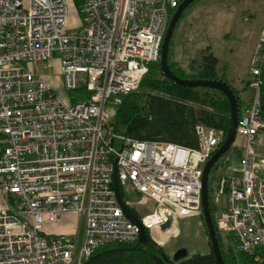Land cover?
<instances>
[{
	"label": "built area",
	"instance_id": "obj_1",
	"mask_svg": "<svg viewBox=\"0 0 264 264\" xmlns=\"http://www.w3.org/2000/svg\"><path fill=\"white\" fill-rule=\"evenodd\" d=\"M69 1L81 23L65 30ZM181 1L0 0V176L13 209H0V264H82L102 245L137 240L140 226L113 190V163L123 195L154 203L142 215L132 212L154 242L164 244L180 217L202 213L203 167L223 129L197 123L191 147L134 138L111 123L120 95L137 90L159 62L169 9ZM260 41L249 65L254 95L236 124L244 139L238 174L216 169L213 201L216 228L233 235L250 264H264V31ZM56 53L65 88L84 89L86 98L64 102L24 65ZM70 211L82 219L81 235H44L45 220Z\"/></svg>",
	"mask_w": 264,
	"mask_h": 264
},
{
	"label": "rangeland",
	"instance_id": "obj_2",
	"mask_svg": "<svg viewBox=\"0 0 264 264\" xmlns=\"http://www.w3.org/2000/svg\"><path fill=\"white\" fill-rule=\"evenodd\" d=\"M174 10L169 9L170 15ZM80 23L81 16L77 13L74 4L69 1L64 29H77ZM263 31L264 0H194L184 9L175 25L169 45L171 58L187 73H191L190 65L196 68L203 54L212 52L218 58V74L223 75L233 88H239L238 95L244 102L252 94L251 87L246 86L249 84L247 82L250 77L249 65L253 54L260 47ZM24 65L40 76L46 77L54 92L62 99L69 98L67 100L76 102L88 96V92L84 89L67 90L65 88L60 70V57L57 53L47 61ZM243 144L244 139L236 134L230 149L223 157L237 145L242 148ZM218 168L214 165L208 178V192L209 195L213 194V201L217 180L214 182L212 177ZM221 195L220 204L222 205L225 194ZM123 198L134 202L130 205L138 215L151 210L154 205L150 199L140 204V195L129 191L127 195H123ZM79 222V215L72 213L59 217L55 222L45 220L42 228L46 234H65L76 237ZM203 223L202 216L197 213L180 217L175 232L173 231L169 239L161 245H164L171 257L180 247H185L188 253H207L208 236ZM223 237L224 249H227L233 240L228 235Z\"/></svg>",
	"mask_w": 264,
	"mask_h": 264
},
{
	"label": "trees",
	"instance_id": "obj_3",
	"mask_svg": "<svg viewBox=\"0 0 264 264\" xmlns=\"http://www.w3.org/2000/svg\"><path fill=\"white\" fill-rule=\"evenodd\" d=\"M167 63L171 71L181 78L220 79L227 82L223 75L218 74V58L212 52L203 54L198 66L195 68L190 65L191 73H187L171 58L169 46ZM261 78L260 113L264 117V67ZM230 87L236 96L240 113L243 109L242 102L238 92L231 85ZM229 119V102L222 92L210 87L178 85L162 74L159 62H157L149 66L137 90L120 95V102L116 105L111 123L115 132L134 138L164 140L196 147L197 139L194 128L197 123L221 128L226 135ZM226 165L227 161L223 156L215 164L216 167ZM212 178L215 182V174ZM120 192L123 195L121 186ZM209 208L225 264H250V257L238 249L237 241L232 234H226L232 238L233 243L224 249V237L215 224L214 215L217 208L213 202V195H209ZM129 209L136 215L133 208L129 207ZM199 215L202 216V213ZM145 232L147 243L135 240L129 243L105 244L95 249L82 264H217L209 239L207 253L187 252L185 257L172 260L164 245L154 242L149 232ZM205 232L207 234L206 227Z\"/></svg>",
	"mask_w": 264,
	"mask_h": 264
},
{
	"label": "water",
	"instance_id": "obj_4",
	"mask_svg": "<svg viewBox=\"0 0 264 264\" xmlns=\"http://www.w3.org/2000/svg\"><path fill=\"white\" fill-rule=\"evenodd\" d=\"M194 0H182L177 8L174 10L173 14L170 16L169 21L167 23L162 43L160 46V59H159V67L162 74L169 80L174 81L176 84L181 86H188V87H210L216 89L224 94L229 102L230 107V119H229V127L223 142L219 145V147L210 155V157L205 162L202 172V189H201V209H202V216L203 221L206 227L208 239L210 242L212 253L215 257L217 264H225L221 251L218 244V239L216 235V231L214 228V224L212 221V216L210 214L209 208V192H208V178L209 173L215 163L222 157L231 147L235 136H236V124L238 119L239 108L237 105V99L233 92V89L230 85L222 81L220 79H203V78H181L175 75L168 63V51H169V43L172 37V33L174 31L175 25L179 18L181 17L184 9L193 2ZM112 184L115 196L117 198L118 204L122 208L124 214L134 223L140 226L139 236L137 241L140 243H147V237L145 229L140 225L139 219L132 213L129 207L123 200L122 194L120 192V186L117 178L116 173V164L113 163V173H112ZM169 221H166L164 224L161 225V228L165 229L168 228ZM187 249L185 247H180L176 249L172 255V260H178L183 258L187 255Z\"/></svg>",
	"mask_w": 264,
	"mask_h": 264
},
{
	"label": "crops",
	"instance_id": "obj_5",
	"mask_svg": "<svg viewBox=\"0 0 264 264\" xmlns=\"http://www.w3.org/2000/svg\"><path fill=\"white\" fill-rule=\"evenodd\" d=\"M41 77L45 80V82L47 84L50 85V87L52 86L51 83H49L48 79L44 76L41 75ZM248 82V81H247ZM246 86L248 88H250L249 84H246ZM245 86V87H246ZM238 87V86H237ZM52 88V87H51ZM53 89V88H52ZM235 89V88H234ZM243 89H245L243 87ZM251 91H252V94H250L248 96V98H246L243 102V99L240 98V100L242 101V105L244 108L249 102H251L252 98H253V95H254V91L252 88H250ZM237 92L239 90L238 89H235ZM239 94V93H238ZM57 95V94H56ZM59 96V95H57ZM60 97V96H59ZM60 99H62L60 97ZM69 99V98H67ZM67 99H62L64 102H71V99L70 100H67ZM241 144V143H240ZM2 146H3V139H2V135L0 134V165H2V160H1V149H2ZM241 146H235L233 150H231L227 156H224L223 158L227 161V165L224 166V167H220V172L223 174V175H237L238 174V170H237V167H238V162H239V159H240V156H241ZM1 181H2V176H0V209H4L6 210V212H9V213H12L13 209H12V197L11 195H7L5 192L2 191L1 189ZM224 201V199H223ZM223 206V204H222ZM74 214L76 212H73V211H70V212H67L65 214H62L61 216H64V215H68V214ZM137 213V212H136ZM60 216V217H61ZM80 217V216H79ZM82 227H83V224H82V219L80 218V222H79V227H78V231H77V234L78 235H81L82 234ZM44 233V235L46 236H51L52 234H46L44 232V230L42 231Z\"/></svg>",
	"mask_w": 264,
	"mask_h": 264
},
{
	"label": "bare ground",
	"instance_id": "obj_6",
	"mask_svg": "<svg viewBox=\"0 0 264 264\" xmlns=\"http://www.w3.org/2000/svg\"><path fill=\"white\" fill-rule=\"evenodd\" d=\"M164 242V241H163Z\"/></svg>",
	"mask_w": 264,
	"mask_h": 264
}]
</instances>
